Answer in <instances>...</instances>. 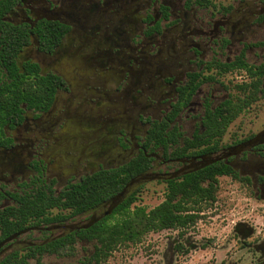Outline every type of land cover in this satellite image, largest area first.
I'll return each instance as SVG.
<instances>
[{
    "label": "flooded vegetation",
    "instance_id": "obj_1",
    "mask_svg": "<svg viewBox=\"0 0 264 264\" xmlns=\"http://www.w3.org/2000/svg\"><path fill=\"white\" fill-rule=\"evenodd\" d=\"M124 47L133 55L127 58V68L140 70L136 75L126 71V86L119 91L125 97L130 91L144 95L143 103L131 97L142 136L126 132L109 117L100 130L95 113H83L80 103L70 102L83 70L96 76L111 72ZM165 55L171 60H162ZM250 56L257 61L250 63ZM238 58L247 66H239ZM152 67L154 82L137 87L139 74ZM228 75L243 79L225 85ZM191 82L198 85L189 95ZM250 90L256 99L225 132L208 145L194 147L208 112L226 100L243 99ZM222 92L229 94L222 97ZM97 98L90 96L88 106L98 107ZM259 100H264V0H0V264L10 256L32 254L27 263L59 257L35 248L66 237L75 240L73 253L77 244H89L78 234L111 216L127 197L114 205L117 195L73 214L63 205L65 193L85 178L120 168L141 154L151 162L136 177L141 181L131 186L132 192L150 181L165 187L168 179L223 164L237 176L217 179L250 186L264 198V127L222 143L230 125ZM153 122L166 123L176 136L166 151L146 146ZM72 145L89 147L90 152L75 157L77 166L69 170L65 150ZM189 145L187 155L172 156L173 150ZM206 146L217 150L198 153ZM168 167L171 171L165 172ZM39 197L47 198L44 214L11 231L7 221L17 223L24 202Z\"/></svg>",
    "mask_w": 264,
    "mask_h": 264
},
{
    "label": "rangeland",
    "instance_id": "obj_2",
    "mask_svg": "<svg viewBox=\"0 0 264 264\" xmlns=\"http://www.w3.org/2000/svg\"><path fill=\"white\" fill-rule=\"evenodd\" d=\"M212 1L228 3L233 0ZM128 56L133 55L124 47L115 58L112 71L103 75H92L84 69L82 75L75 80L74 99L71 98L70 102L80 103L82 106L78 108H82L83 113H95L100 130L106 128L104 120L109 117L115 120L116 126L126 128V132L142 136L144 128L136 123L138 109L132 106L131 97L138 103H143L144 95L141 97L130 91L125 97L119 91V88L126 86L123 80L126 71L135 74L140 70L137 68L132 71L127 68ZM162 60L171 59L165 55ZM256 61L253 56L249 57L250 63ZM153 62L157 63L158 60ZM145 69L147 70L138 76L137 87L143 88L154 82L151 74L153 67ZM241 79L243 78L239 75H228L223 78V82L228 85L229 82L236 83ZM103 91L109 95L98 93ZM220 94L223 97L229 93ZM90 96L98 97V107L88 106ZM263 127L264 100H259L230 125L222 143L230 144L232 140L256 134ZM111 146L115 147V143ZM74 150L78 151V155ZM89 152V147L70 146L65 150L66 167L70 170L77 166L76 158L81 159ZM168 168H164L165 172L171 171V167ZM217 186L216 201L204 209L195 226L183 231L149 233L138 244L118 247L99 264H259L261 258H264V198L259 199L260 194L255 195L250 186L229 178H219ZM164 190V184L159 181L147 182L137 194V204L147 210L152 209L163 201ZM178 245L182 246L181 249ZM93 251V244L79 243L72 256H44L38 261L31 260L28 264H88L86 259Z\"/></svg>",
    "mask_w": 264,
    "mask_h": 264
},
{
    "label": "trees",
    "instance_id": "obj_3",
    "mask_svg": "<svg viewBox=\"0 0 264 264\" xmlns=\"http://www.w3.org/2000/svg\"><path fill=\"white\" fill-rule=\"evenodd\" d=\"M237 62L239 66H247L240 58L237 59ZM227 68L231 69L232 67L228 66ZM249 72L253 75L252 69H249ZM197 85L190 83L189 95ZM255 85L254 83L253 86L255 87ZM246 89L247 87H239L242 92H245ZM254 94L250 90L249 95H244L243 99L226 100L215 112H208L203 123L204 132L194 136V147L202 144L208 145L214 137L221 136L238 114L256 99ZM167 128L166 123L153 122L145 138L146 146L151 145V150L161 146L166 151L167 145L176 141L173 131H169ZM191 148L192 145L182 149L177 148L173 150L172 156H185ZM215 150H217L215 146H206L200 149L198 153ZM150 162L151 159L148 156L141 154L120 168L101 171L99 174L85 178L81 183L71 186L65 193L64 207L71 208L73 214L83 213L116 197L132 179L148 169ZM219 175L237 176L229 166L213 164L203 170L188 174L182 179H168L165 183L163 201L150 210L137 204V194L140 189L132 192L113 211L111 216L78 234L81 241L93 243L94 251L86 259L88 264H99L106 260L118 247L138 244L149 233L166 230L183 231L195 226L204 209L216 201L217 176ZM46 199L39 197L33 201L24 202V209L19 211L20 218L17 223L7 221V226L11 231H15L23 228L28 219H38L44 214ZM74 241L73 237H66L51 242L45 247H36L35 250L38 253H54L59 257L71 256L74 250ZM177 247L181 249L182 246L178 245ZM30 256L22 258L10 256L2 264H28L26 258ZM259 264H264V258H261Z\"/></svg>",
    "mask_w": 264,
    "mask_h": 264
},
{
    "label": "water",
    "instance_id": "obj_4",
    "mask_svg": "<svg viewBox=\"0 0 264 264\" xmlns=\"http://www.w3.org/2000/svg\"><path fill=\"white\" fill-rule=\"evenodd\" d=\"M141 181V178H136L134 179L132 182L129 183L128 187H126V189H124V191H122L119 196L117 197V199H114L112 202L114 203V205L119 204L123 199H125L126 197H128L130 195V193L132 192V188L131 186L135 183L136 185H139Z\"/></svg>",
    "mask_w": 264,
    "mask_h": 264
}]
</instances>
